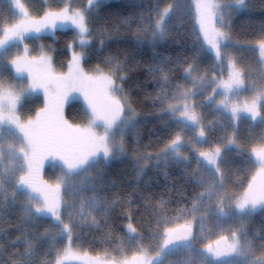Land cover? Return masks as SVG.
Returning a JSON list of instances; mask_svg holds the SVG:
<instances>
[{
	"label": "trees",
	"instance_id": "obj_1",
	"mask_svg": "<svg viewBox=\"0 0 264 264\" xmlns=\"http://www.w3.org/2000/svg\"><path fill=\"white\" fill-rule=\"evenodd\" d=\"M24 1L29 11L39 17L48 9L64 6V0ZM180 1L183 0H103L93 8L89 0H68L70 8L80 7L84 11L86 34L91 37L83 66L120 77L129 108L137 113L138 121L136 134L124 139L123 153L99 173L93 185L76 188L69 198L62 196L59 185L53 187L48 180L41 182L42 192L51 188L57 192L60 217H66L73 225L74 243L88 253L111 258L131 254L158 242L164 232L187 225L184 213L210 207L213 197L207 195V187L197 173L194 177L189 172L188 163L176 158L169 149L174 134L180 130L169 108H173L183 89L194 82V77L186 76L185 70L197 71L200 67L207 71L211 66L210 55L200 44L189 0L186 12H178L181 20L175 18L176 2ZM243 4L245 9L235 7L241 11L229 24L230 43L235 48L241 47L243 54L250 57L246 52L248 45L264 40V0H243ZM158 10H162L165 18L160 27L156 21ZM11 13L8 5L0 3V36L3 27L14 20ZM40 40L50 50L55 67L64 68L69 45L74 40L73 31L57 30L54 36L43 35ZM238 55L243 57L242 53ZM80 108L76 102L71 103L64 110L65 119L82 122L86 110ZM263 109L264 99V115ZM201 114L206 134L204 148L222 145L225 151L226 123L207 109H202ZM66 133L59 130V134L51 136L47 154L50 149L51 155L61 151V160L69 159ZM235 135L247 147L248 141L252 143L248 149L261 141L258 125L237 130ZM238 146L231 149V154L240 162L248 157V152L243 151V144ZM164 149V160L153 165L145 160L140 162L143 156ZM225 153L228 158L230 151L226 149ZM49 159L48 156L44 159L41 169L44 170ZM234 162L231 159L228 166L225 164L228 170ZM225 175L227 182L242 193L258 187V195L247 201L248 207L242 214L240 236L264 251V176L250 174L241 163ZM11 184L12 188L0 194V264H54L57 251L66 242L60 223L35 214L33 198L18 189L17 177L12 178ZM179 214L182 215L177 217ZM128 220L135 228L133 237L125 232ZM177 264L186 261L179 260Z\"/></svg>",
	"mask_w": 264,
	"mask_h": 264
},
{
	"label": "rangeland",
	"instance_id": "obj_2",
	"mask_svg": "<svg viewBox=\"0 0 264 264\" xmlns=\"http://www.w3.org/2000/svg\"><path fill=\"white\" fill-rule=\"evenodd\" d=\"M101 1L103 0H89L88 3L97 8ZM189 1L200 44L212 54L217 66L220 45L225 44L228 39L226 25L238 14L235 7L242 9L247 2H244V6L242 0ZM22 2L23 5L20 0H9L15 15L11 13V18L15 20L3 27V35L0 36V194L5 189L12 188L11 180L17 177L18 189L24 191V194H30H27L30 199L33 198L31 200L35 214L60 223L66 242L57 251L54 264H177L179 260L186 261V264H264V251H259L240 236L243 228L242 214L248 207H245L247 201L258 195V187L255 185L241 194V190L227 182L225 175L241 163L250 174L254 170L253 165L257 166V176H264V153H258L260 160L245 157L239 162V158L231 153L226 158L225 151H222L221 158V150L216 147L221 148L222 145L204 149L196 117L194 119L190 112L197 110L203 120L199 112L201 109L173 107L169 112L184 126L172 139L176 149H171L170 146L169 149L175 152L173 155L176 158L188 163L189 172L194 177L197 173L199 180L207 187V195L213 197L207 210L184 213L188 220L185 224L191 225L195 232L193 242L169 250L167 242L172 233L169 230L162 234L158 242L146 245V249L142 248L123 258L91 254L74 243L72 234L75 228L66 217H60L57 192L52 188L47 193L42 192L41 182L48 180L59 185L63 191L62 196L69 198L74 195L76 188L93 185L99 173L107 170L112 159L123 153L124 139L136 134L137 113L129 108L120 77L112 72L98 68L86 69L83 66L91 37L86 34L82 8L72 9L66 4L62 8L48 9L39 17L29 11L24 0ZM186 4L187 0L176 2L177 20H181L178 12H186ZM163 20L164 14L162 10H158V27ZM63 29L72 30L74 40L69 45V58L65 67L58 68L54 65L50 50L41 44L40 36H54L56 30ZM256 42L260 44L264 40ZM237 53H242L248 61L240 63L236 58L240 55L234 51L225 53L224 56H232L238 61L246 78L254 81L248 87L249 90L253 89L259 79L264 77L257 75L258 68H264V64H258L256 59L261 54L257 56L256 45L249 46L248 54L251 58L241 50ZM224 56L222 63L226 64ZM205 78L204 89H208L205 94L207 96L212 90L209 75ZM191 88L192 85L188 90ZM219 90L220 86L217 85L214 92L220 93ZM195 92L197 95V88ZM239 96L232 100L234 104ZM215 99L219 101L221 95H216ZM74 100L85 107L82 106L86 110L82 122H70L64 117V110ZM219 116L225 117L221 113ZM225 118L227 121L223 148L229 146L234 149L233 145L240 147L243 144V151H247L251 142L248 141V147L246 142H240L232 128L230 117L227 115ZM260 124L264 126V122ZM189 127L195 130L196 138ZM59 130L70 131L72 138L73 153L69 154V159L64 164L66 171L57 167H53L51 171L47 168L43 170L41 165L47 158L51 136L59 134ZM183 141L189 142L188 145L182 146ZM261 147L264 149V145ZM259 149L256 148L255 153ZM163 152H166L165 149L143 156L140 162L145 160L153 165L154 162L164 160ZM231 159L235 162L228 170L225 164ZM180 215L182 214L177 217ZM125 232L130 237L135 235V228L129 220L125 223Z\"/></svg>",
	"mask_w": 264,
	"mask_h": 264
},
{
	"label": "crops",
	"instance_id": "obj_3",
	"mask_svg": "<svg viewBox=\"0 0 264 264\" xmlns=\"http://www.w3.org/2000/svg\"><path fill=\"white\" fill-rule=\"evenodd\" d=\"M256 50L258 51L257 56L258 54H261V57L258 56V58H256L258 64H264V42H261L259 45H256ZM218 56V62L221 69L219 73H216V77H213V80L216 79V83L210 86L212 93L205 96L208 89L202 90L199 87L197 88L196 96H190V92H188L187 97L190 100L187 105L184 104L182 106V109H200L202 103H208V109H225L224 111L227 112L226 114L230 117V120L232 122V128L234 129H237L239 127H248L252 123H257L262 118L260 95L262 93L261 89H263L261 81H263L264 77L259 79L260 87H258L257 84L256 87L249 90L248 87H251L254 84V81L248 80L246 78L244 69L239 66L236 59L230 56V58L225 60L226 64H224L222 63V57L220 53ZM226 65H228L229 67H226ZM256 68L258 67L256 66ZM258 69L259 71H257V75H263L264 68ZM217 85L220 86V93L216 94L214 90ZM218 94L221 95V99L219 101L215 99L216 95ZM237 95L240 96L237 100V103L234 104L232 100ZM196 97L198 99L201 98V100H196ZM191 114L193 117H196L197 126L199 131L201 132V138L204 141L205 135L202 131L201 117L199 116L198 112V115L195 112H191ZM263 145L264 142L261 146ZM261 146L252 148L249 151L250 157L253 158L255 161L260 160L258 159V153L260 151L264 153V149H261ZM256 148L260 149L255 153Z\"/></svg>",
	"mask_w": 264,
	"mask_h": 264
},
{
	"label": "water",
	"instance_id": "obj_4",
	"mask_svg": "<svg viewBox=\"0 0 264 264\" xmlns=\"http://www.w3.org/2000/svg\"><path fill=\"white\" fill-rule=\"evenodd\" d=\"M192 239H193V230L191 227L189 226L179 227L174 231L169 246L172 247L178 244H183Z\"/></svg>",
	"mask_w": 264,
	"mask_h": 264
},
{
	"label": "flooded vegetation",
	"instance_id": "obj_5",
	"mask_svg": "<svg viewBox=\"0 0 264 264\" xmlns=\"http://www.w3.org/2000/svg\"><path fill=\"white\" fill-rule=\"evenodd\" d=\"M69 144H70V142H69ZM65 149H66V153L72 155L73 149L71 150L70 145L68 147H66ZM50 151H51V149L48 151V154H47L48 158H50L48 160V162H53V163H61V161L64 162V160H61L62 159V152L61 151H58L56 154H52V155L50 154Z\"/></svg>",
	"mask_w": 264,
	"mask_h": 264
},
{
	"label": "bare ground",
	"instance_id": "obj_6",
	"mask_svg": "<svg viewBox=\"0 0 264 264\" xmlns=\"http://www.w3.org/2000/svg\"><path fill=\"white\" fill-rule=\"evenodd\" d=\"M238 41H239V40H238ZM234 43H236V42H234ZM234 43H233V44H234ZM248 46H250V45H248ZM192 79H193V78H192Z\"/></svg>",
	"mask_w": 264,
	"mask_h": 264
}]
</instances>
